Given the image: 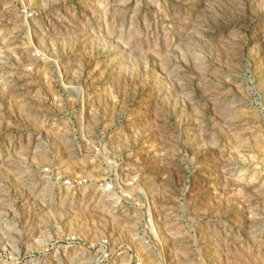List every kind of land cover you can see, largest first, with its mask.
<instances>
[{
	"label": "rangeland",
	"instance_id": "1",
	"mask_svg": "<svg viewBox=\"0 0 264 264\" xmlns=\"http://www.w3.org/2000/svg\"><path fill=\"white\" fill-rule=\"evenodd\" d=\"M0 264H264V0H0Z\"/></svg>",
	"mask_w": 264,
	"mask_h": 264
},
{
	"label": "built area",
	"instance_id": "2",
	"mask_svg": "<svg viewBox=\"0 0 264 264\" xmlns=\"http://www.w3.org/2000/svg\"><path fill=\"white\" fill-rule=\"evenodd\" d=\"M75 134L71 139L74 147L73 155L86 160L89 164L81 163L79 168L89 167L88 170L85 169L84 172L78 170L72 177L64 176L61 171L57 170L56 162L59 156L54 155L56 159H52L43 167L44 176L54 181L59 187L67 185L73 188H84V191L91 188L110 199H123L129 196L123 177V159L111 135L104 131L99 135L91 136L83 126H80ZM57 148L59 149L58 146Z\"/></svg>",
	"mask_w": 264,
	"mask_h": 264
}]
</instances>
